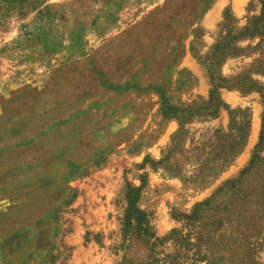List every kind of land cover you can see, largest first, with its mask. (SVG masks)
Listing matches in <instances>:
<instances>
[{
	"label": "rangeland",
	"instance_id": "374dc122",
	"mask_svg": "<svg viewBox=\"0 0 264 264\" xmlns=\"http://www.w3.org/2000/svg\"><path fill=\"white\" fill-rule=\"evenodd\" d=\"M247 2L0 0V264H120L142 249L123 244L127 183L146 174L138 203L161 237L182 227L174 215L239 173L259 137L258 91L220 89L251 120L244 147L218 174L193 177L213 129L227 128V110L191 118L173 149L171 138L175 108L208 98L203 61L224 13L243 25ZM250 61L229 58L220 71ZM167 151L169 166L160 162Z\"/></svg>",
	"mask_w": 264,
	"mask_h": 264
},
{
	"label": "trees",
	"instance_id": "16d2710c",
	"mask_svg": "<svg viewBox=\"0 0 264 264\" xmlns=\"http://www.w3.org/2000/svg\"><path fill=\"white\" fill-rule=\"evenodd\" d=\"M245 23L227 10L218 24L217 37L205 55L209 82L212 88L207 99L192 101L185 107L175 108L179 127L171 138V149L188 132L185 127L191 118L206 120L216 117L220 108L227 110L226 129H213L210 151L202 158L193 173L203 182L223 171L244 147L250 127L248 107L231 108L220 89H238L246 94L258 91L263 110L258 141L248 163L239 173L221 183L205 200L194 205L189 213L174 215L182 223L159 237L152 226L151 215L139 206V197L146 184L141 175L138 186L126 184V205L121 218L124 248L132 239L141 242V252L120 264H264L260 251L264 250V87L257 76L264 77V0H248ZM251 58L236 74L225 76L220 68L229 58ZM218 69V71H217ZM168 110V106H165ZM167 154L160 160L165 166ZM171 246L172 252L165 248Z\"/></svg>",
	"mask_w": 264,
	"mask_h": 264
},
{
	"label": "crops",
	"instance_id": "0c3cea01",
	"mask_svg": "<svg viewBox=\"0 0 264 264\" xmlns=\"http://www.w3.org/2000/svg\"><path fill=\"white\" fill-rule=\"evenodd\" d=\"M226 94H229V91L228 90H226L225 92L224 91L222 92V95L223 96L226 95Z\"/></svg>",
	"mask_w": 264,
	"mask_h": 264
}]
</instances>
